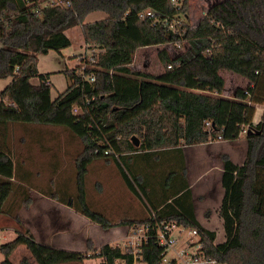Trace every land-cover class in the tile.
Segmentation results:
<instances>
[{"label":"trees","instance_id":"obj_1","mask_svg":"<svg viewBox=\"0 0 264 264\" xmlns=\"http://www.w3.org/2000/svg\"><path fill=\"white\" fill-rule=\"evenodd\" d=\"M69 1L70 5H54L49 0H0V79L12 77L0 91V213L15 215L16 202L6 206L13 195L25 206L32 203L31 188L18 181L10 125L63 126L83 143L75 159L76 191L68 194L59 186L50 190L53 185L39 191L74 207L104 229L145 226L147 238L138 245L135 257L119 245L96 247L91 239L87 251L55 247L37 241L30 229L20 228L14 239L1 244L0 264H15L10 256L22 244L38 264L88 258H103L101 264H176L163 261L167 251L157 238L162 222L196 229L200 250L221 264H264V110L254 122L257 106L264 104V0L216 1L196 25L189 21L187 0L178 4L172 0ZM147 8L157 16L141 18L139 13ZM95 11L107 16L86 22ZM76 26L82 27L88 47L100 45L101 50L92 54L85 68L61 70L69 83L52 98L51 73L39 71L38 58L70 46L66 31ZM185 41L190 46L179 54L172 55L165 47L158 52L164 66L161 72L129 67L140 47ZM223 70L244 76L247 85L225 95ZM92 74L94 81L89 79ZM206 121L211 122L210 129ZM246 127L244 162L224 158L225 193L219 214L226 239L216 243L217 232L203 226L195 215L183 146L218 136L234 141ZM134 136L140 140L138 146ZM166 150L175 153L180 171L170 173L166 194L157 198L153 188L143 184L136 159L156 164ZM100 159L113 162L129 189L149 201L144 219L113 222L89 204L86 177L89 165ZM20 172L27 180L22 166ZM20 264H30L29 259Z\"/></svg>","mask_w":264,"mask_h":264},{"label":"rangeland","instance_id":"obj_2","mask_svg":"<svg viewBox=\"0 0 264 264\" xmlns=\"http://www.w3.org/2000/svg\"><path fill=\"white\" fill-rule=\"evenodd\" d=\"M216 1L219 0H187L190 23L193 25L198 24L206 15L210 5ZM94 16L95 14L89 15L86 18V22L98 19ZM67 34L72 40V44L70 46L63 48L60 51L50 50L47 54L40 55L39 57L38 68L41 69L43 73L51 72L52 98L56 97L59 92L63 91L69 83L67 75L60 71L65 68H74L78 66L83 67L85 61L82 55L86 54L87 48H89L90 52L93 48L88 47L85 44L81 26L68 29ZM189 46L190 44L185 41L181 44L171 43L161 46L140 47L137 49L134 55V61L129 67L132 70L148 71L152 73L161 72L164 68L163 63L158 57V52L161 49L165 47L172 55H174L185 51ZM223 73L228 75L226 89L224 91V94L227 96L231 95L236 87L247 85L248 81L244 76L230 70H223ZM33 81L37 82V79L34 78ZM257 111H259V108H257ZM257 119L259 121V118ZM26 126L31 127L29 128ZM9 128V143L12 151L16 153L15 163L19 175L18 181H22L26 185H29L31 188L30 192L33 190L39 191L40 189H45L53 185L52 188L50 187V190H57L59 187H62L68 194H74L76 191L77 173L75 159L83 150V143L80 137L63 126L16 123L14 125H10ZM240 138L246 140V135L242 134L239 139ZM23 140H25V142ZM223 140L224 139L222 138V140L219 141ZM219 141L211 139L209 142ZM222 145L232 146L227 145L226 143ZM160 155L163 157V160H158L156 164L146 159H136L140 160L137 162V165H139L138 171L140 172V175L142 174L144 176L143 184L147 182L153 188L157 198H161L163 194H166L165 188L167 186V178H169L170 173L177 169L180 171V168L176 166L178 163H176L175 159L177 158L172 150L162 151ZM240 158H242V155L236 153L235 159L239 161ZM20 166H22L23 172L28 175L26 178L27 180H23L21 178ZM52 180L53 183L51 184ZM86 181L89 193V204L94 209L108 215L109 218L111 220H115V222L124 220L126 217L122 218L123 216L128 213L135 212L137 209H141V212L144 210L141 216L147 213L146 210L150 211V206H147L149 201H147L146 198L144 199L145 201H143L140 196L134 194L129 189L113 162L107 163L105 159L93 161L89 165ZM172 188L173 185L168 187L169 190H172ZM146 193L148 194V199H152L153 192L151 188L147 190ZM62 194H65V192H62ZM68 194L66 195V198L69 197ZM11 201L16 202L18 207L15 209V215L9 216L17 219L19 210L25 206V204L19 199L18 195H13L6 204L7 208L10 206ZM7 218L8 217L6 215L0 214V244L13 237V234H11L13 230L9 228L11 223ZM5 223L7 226L4 225ZM18 223L20 227H17V222L14 221V225L16 224L17 229L27 228L22 221ZM93 227L94 228L89 231H92V235L97 234V237L98 229L95 226ZM220 227L221 226H216L214 229L216 231H223V228ZM132 229L133 228L129 227L130 233L127 236V240L119 243V246L125 251H128L130 246L128 239L132 234ZM189 231L190 228L181 226L179 229L175 230L176 235L180 238V243L168 250V258L175 257V249L178 247L186 246L187 242L191 243L199 240L198 235L191 237L189 235ZM82 245L84 246V243H82ZM83 246H78L80 247L78 249H83ZM195 249L196 246L193 244L188 248V251L193 252ZM83 251H87V247ZM20 255V252L14 255V263L17 264L19 262ZM3 259L4 256L0 250V261ZM84 261L81 263L85 264ZM89 262V264H100V262L102 263V259L96 258L90 260Z\"/></svg>","mask_w":264,"mask_h":264},{"label":"crops","instance_id":"obj_3","mask_svg":"<svg viewBox=\"0 0 264 264\" xmlns=\"http://www.w3.org/2000/svg\"><path fill=\"white\" fill-rule=\"evenodd\" d=\"M91 14H95L94 17L98 18L96 20L103 19L107 16L104 11H95ZM39 71L42 72L41 69H39ZM221 73L225 78V81H227L228 75L223 73V71ZM11 81L12 77L0 79V91L3 90ZM257 108H259V111H257L254 119L256 123L258 122L257 118H259V120L261 119V115L264 110V104L258 105ZM225 143L232 146L222 145ZM247 147V140L243 138H238L234 141L223 140L219 142H202L194 145L183 146V153L187 168L186 176L190 185L195 215L203 226L211 230H215L214 227L216 226H221L220 228H223V231L215 230L217 232L216 243L223 242L226 239L223 219L219 214V208L225 193V189L222 184L224 158L230 157L234 162L242 164L246 156ZM236 153L242 155V158H240L239 161L235 159ZM31 196V205L23 206L19 210L17 216L23 222L25 227L30 229L36 240L39 242L59 248L83 251L87 247L88 239H91L96 247H100L106 243L119 245V243L125 242L127 240V236L130 233L129 225H121L104 229L101 225L92 222L89 218L77 212L74 207L48 197L42 194L40 191H31ZM143 211L141 212V209H137V211L128 213L122 218L126 217L124 219H144L146 214L141 216ZM0 214L6 215L8 217L7 219L11 223L9 228L13 230L11 233L13 234V237L5 241L8 242L17 236L16 232L18 229L16 228V224L14 225V221L17 222V227L20 226L17 219H14L5 213ZM112 221L115 222V220ZM4 225L7 226L6 223ZM93 226L97 227L98 229L97 237V234L92 235V231H89L90 229L94 228ZM82 243H84V246ZM78 246H83V249H78L80 248ZM18 252H20L21 255L17 264H20L21 260L25 257L29 259L30 264H38L36 259L32 256L29 248L23 244L19 245L11 254L10 259H12V261H14V255ZM92 259H86L84 261L85 264H89V261ZM101 259L103 262V258ZM77 263L82 264L78 261L57 264Z\"/></svg>","mask_w":264,"mask_h":264},{"label":"built area","instance_id":"obj_4","mask_svg":"<svg viewBox=\"0 0 264 264\" xmlns=\"http://www.w3.org/2000/svg\"><path fill=\"white\" fill-rule=\"evenodd\" d=\"M172 1L175 4H178V0H172ZM49 2L50 4H54V5L56 4L70 5L69 0H49ZM139 16L141 18H155L157 15L153 8H147L145 10H142L139 13ZM168 22H169L168 20H164L163 24L168 25L169 24ZM100 50H101L100 45L97 46L96 48H92L91 52L89 48H87L86 54L82 55L85 61L83 68L87 66L88 61L93 60L92 54L95 51H100ZM89 79L91 81H94L96 77L94 74H92L91 76H89ZM75 110L77 111V108ZM205 126L207 129H210L211 122L206 121ZM246 132H247V127L243 129V131L241 132V135L245 134ZM215 140L216 141L222 140V136H218ZM179 227L180 226H178L175 223H166V222H162L158 227L157 238H158L159 244L164 246L167 252L171 247L178 245L180 243V238L176 235V232H175V230L179 229ZM189 235L192 237V236L198 235V232L196 229L190 228ZM146 238H147V228L145 226L140 227V228L134 227L132 229V234L129 236V239H128V243L130 244L128 248V252H131L136 257L137 252H138V245ZM193 244L196 246V249L193 252H189L188 248L192 246ZM200 248H201V245L199 243V240L196 242H191V243L187 242L186 246L178 247L177 249H175V252H176L175 257L168 258L167 252H166V255L163 261L165 263H169L174 260L176 264H221L217 259L206 256L200 250ZM133 264H138V262L135 261Z\"/></svg>","mask_w":264,"mask_h":264},{"label":"water","instance_id":"obj_5","mask_svg":"<svg viewBox=\"0 0 264 264\" xmlns=\"http://www.w3.org/2000/svg\"><path fill=\"white\" fill-rule=\"evenodd\" d=\"M133 140H134V144H135L136 146H138L139 143H140L139 138H138L137 136H134V137H133Z\"/></svg>","mask_w":264,"mask_h":264}]
</instances>
